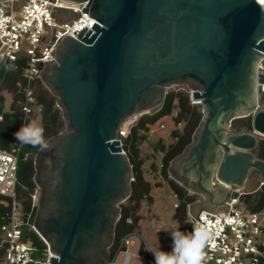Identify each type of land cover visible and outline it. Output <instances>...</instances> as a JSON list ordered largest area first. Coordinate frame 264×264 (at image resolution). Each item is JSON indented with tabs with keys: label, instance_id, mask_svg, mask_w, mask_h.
Wrapping results in <instances>:
<instances>
[{
	"label": "water",
	"instance_id": "water-1",
	"mask_svg": "<svg viewBox=\"0 0 264 264\" xmlns=\"http://www.w3.org/2000/svg\"><path fill=\"white\" fill-rule=\"evenodd\" d=\"M65 1L87 2L96 23L63 36L54 59L41 64L65 121L34 158V227L51 252L47 264H111L120 204L134 179L120 128L160 107L167 87L185 85L202 105L192 141L169 166L201 197L189 213L202 222L201 211L230 208L232 198L264 185L262 1ZM248 116L251 129L232 128Z\"/></svg>",
	"mask_w": 264,
	"mask_h": 264
},
{
	"label": "built area",
	"instance_id": "built-area-1",
	"mask_svg": "<svg viewBox=\"0 0 264 264\" xmlns=\"http://www.w3.org/2000/svg\"><path fill=\"white\" fill-rule=\"evenodd\" d=\"M18 4H15V3ZM87 2L70 3L65 0H5L0 1V57L1 61H17L21 56L26 58L23 67V77L26 84L18 81L25 95L23 110L25 114L32 112V103L35 100L33 81L40 78L41 64L53 60L56 49L63 36L77 35L83 30L92 29L96 23L94 17L89 16L86 10ZM55 9H64L76 14L72 19L58 18L54 15ZM50 29V30H48ZM257 73L264 75V57L259 61ZM259 95H264V81L257 83ZM190 91V90H189ZM196 104L197 100L192 98ZM130 130L120 128L119 137H127ZM121 140V139H120ZM122 147L123 143L121 141ZM124 149V148H123ZM125 151V150H124ZM29 153L24 155L27 159ZM22 158L20 144L11 150L0 148V204L9 209L0 215V252L4 264H47L51 256L49 247L45 250V258L35 256L37 247L30 238L25 237L26 226L36 233L34 220L31 214L24 215L22 204L17 197L19 184L18 170ZM32 206L37 207L39 198L38 187L31 194ZM242 194L231 199L227 205L219 207L215 213L201 211L197 220L188 211L186 233L194 228L205 225L210 229L212 239L204 248L202 264H264V209L253 211L241 201ZM129 223L132 218H127ZM38 234V233H37ZM137 230L126 234L112 259L116 264L123 253L121 264H130L134 255L129 246L135 244ZM45 242V241H44ZM173 240L162 250L170 252ZM151 260H155L151 253Z\"/></svg>",
	"mask_w": 264,
	"mask_h": 264
},
{
	"label": "trees",
	"instance_id": "trees-1",
	"mask_svg": "<svg viewBox=\"0 0 264 264\" xmlns=\"http://www.w3.org/2000/svg\"><path fill=\"white\" fill-rule=\"evenodd\" d=\"M26 58L21 56L17 61H1L0 60V114H3V119L0 120V148L11 150L13 147L20 144L22 151V158L19 162L17 185V197L22 204L24 215L31 214V222L34 220L36 213V206H32L31 194L37 188L34 182V158L38 146L22 144L16 140L15 133L19 128L34 119L35 107H39V114L41 117L42 126L44 128L45 139L53 137L61 132L65 127V121L62 116V111L56 105L57 98L46 88L40 78L33 81L35 100L32 103V112L25 114L23 105L26 101L22 87L18 86V81L26 84L23 77V67ZM5 65L11 66L10 70H6ZM8 90L13 94V101L9 109H5L4 90ZM177 110L174 117L176 122H183L181 129L175 130L172 134L174 142L168 147H162V168L163 176L168 180L170 187L179 199L173 218L177 223L184 228H188V206L195 201V195L189 192L185 187L180 185L177 181L169 177V166L171 161L179 155L185 147L192 141L195 129L198 127L203 112L199 105L191 102L189 91H171L164 95L163 102L160 107L154 109L151 114L143 115L139 121L132 127L130 134L123 138V148L127 151V155L133 169L132 193L129 197L134 200L136 204L131 207L121 206V216L115 228L114 243L110 248L111 259L121 243V239L128 233L137 230V219L134 218V211L139 207L141 200L150 195L151 183L145 178L143 172V162L140 158V151L138 144L143 138L140 131H149L155 128L156 124L164 118L173 116L174 110ZM232 128L235 130H244L252 128V116L235 119ZM16 144H15V143ZM29 153L27 159L24 155ZM247 202V207L253 211H260L264 209V185L256 192L243 194L241 201ZM9 208L0 204V215ZM133 217L132 222L129 223L127 218ZM25 237L30 238L37 247L38 258H45V250L47 248L45 242L40 236L32 230L29 226L24 228ZM2 252H0V264H4L2 260ZM35 264V263H30Z\"/></svg>",
	"mask_w": 264,
	"mask_h": 264
},
{
	"label": "rangeland",
	"instance_id": "rangeland-1",
	"mask_svg": "<svg viewBox=\"0 0 264 264\" xmlns=\"http://www.w3.org/2000/svg\"><path fill=\"white\" fill-rule=\"evenodd\" d=\"M15 4L18 3L16 2ZM54 15L57 19L65 18L66 20H70L76 16V14L71 11L64 9H55ZM178 90L189 91L188 87L185 85H177L167 87L165 94L167 92ZM3 95L6 99L5 109L7 110L10 108L13 101V94L5 89L3 91ZM195 105H199L202 109V105L198 104V102H196ZM152 111L154 110H151L150 112L137 113L129 117L127 121L123 123V128L131 131L132 127L143 115L151 114ZM176 113L177 110L175 109L173 116L161 119L156 124L154 129L149 131H140V135L143 138L138 144L139 153L143 162L142 167L145 178L151 183V192L149 196L140 201L138 209L133 213L135 215L134 218L136 217L137 219L136 225L138 235L135 236V244L129 246V250L134 254L131 258L130 264H153L149 253H151L154 258L152 251H157L159 249L163 250L172 239L170 233L171 231L179 229L180 231L186 233L185 228L181 227L173 218L175 209L179 204V199L176 197L168 180L161 172L163 157L162 147H168L171 143H173L174 137L172 134L175 130L183 127L182 121H175L174 117L176 116ZM33 116V120H36L42 125L39 107H35ZM2 119L3 114L1 113L0 120ZM119 139H121L123 143V138L119 137ZM125 152L127 153L126 150ZM169 177L172 178L170 172ZM194 195L196 200L201 198L197 194ZM242 203L247 206V202L245 200ZM135 204L136 202L134 200L128 198L122 202L120 206L131 207ZM35 256H38L37 252L35 253ZM122 261L123 253L119 255L116 264H121Z\"/></svg>",
	"mask_w": 264,
	"mask_h": 264
},
{
	"label": "clouds",
	"instance_id": "clouds-1",
	"mask_svg": "<svg viewBox=\"0 0 264 264\" xmlns=\"http://www.w3.org/2000/svg\"><path fill=\"white\" fill-rule=\"evenodd\" d=\"M2 60V57H0ZM6 70L11 66L5 65ZM16 140L22 144L38 146L42 149L48 147L45 139L44 128L36 120L22 125L14 134ZM173 240L172 250L152 251L155 264H202L204 260V248L212 239L211 231L205 225L193 229L191 233H185L179 229L170 232Z\"/></svg>",
	"mask_w": 264,
	"mask_h": 264
},
{
	"label": "bare ground",
	"instance_id": "bare-ground-1",
	"mask_svg": "<svg viewBox=\"0 0 264 264\" xmlns=\"http://www.w3.org/2000/svg\"><path fill=\"white\" fill-rule=\"evenodd\" d=\"M260 1H262V3L264 4V0H260ZM133 116V115H132ZM127 121V120H126Z\"/></svg>",
	"mask_w": 264,
	"mask_h": 264
}]
</instances>
